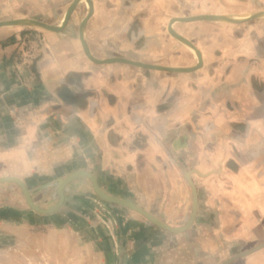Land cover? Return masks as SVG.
<instances>
[{"label": "crops", "instance_id": "obj_1", "mask_svg": "<svg viewBox=\"0 0 264 264\" xmlns=\"http://www.w3.org/2000/svg\"><path fill=\"white\" fill-rule=\"evenodd\" d=\"M92 1L93 11L82 4L59 31L0 27V177H18L44 206L53 194L40 200L39 189L88 172L107 194L180 231L95 196L84 175L65 185L62 204L50 214L6 202L0 220L39 215L52 228L75 221L87 227L99 199L116 213L131 253L126 264H264V2L243 0L220 12L221 0ZM10 4L0 0V20L26 16L7 17ZM62 5L53 22L34 18L59 27L70 4ZM246 11L248 18L230 25H171L178 17ZM86 13L92 56L130 62L97 63L86 55ZM170 29L199 50L200 65ZM30 35L40 41L34 66L15 78L11 61L26 57L21 40Z\"/></svg>", "mask_w": 264, "mask_h": 264}, {"label": "rangeland", "instance_id": "obj_2", "mask_svg": "<svg viewBox=\"0 0 264 264\" xmlns=\"http://www.w3.org/2000/svg\"><path fill=\"white\" fill-rule=\"evenodd\" d=\"M21 1L11 0V4L6 6V10L8 11L7 17L25 14L26 16L21 18L36 20L34 17L39 16L53 22L55 21L56 14L61 15L59 12L57 13V9L60 8L58 5L61 3L66 7L68 4H71L73 0H23L22 3ZM221 1L219 2L220 5L217 7L220 9V12L230 9V11H233L243 4V0ZM257 1L259 3L264 2V0ZM246 2L251 3V0H246ZM15 3L18 5H14ZM253 3L251 4L254 5ZM82 4L84 5V3L76 4L70 17L78 14L79 10L84 8ZM191 4L194 5L195 2ZM1 8L2 7H0V19L3 15L2 9H4ZM20 9L23 10V12L20 13ZM218 23L229 24V22L222 21H218ZM26 26L42 29L44 31H51L40 27ZM34 39L35 36L30 35L28 40H21L24 42L26 57L17 54L16 52L18 51L14 53L17 57L20 55L19 58H15L14 55L11 61V74H13L14 77L16 76L15 78H17V72L20 71L21 68L25 67V69L27 68L30 70L34 66L35 42L40 43L39 40ZM38 48H40V46ZM21 52L23 51L21 50ZM23 81L26 80L24 79ZM16 83L18 82L16 81L14 84ZM5 182H10V184L6 185L7 187L5 186L6 189H4L3 186V184H6ZM58 186L56 189L49 188L47 190V188H43L36 192L40 200L46 199V197H50L53 194V203L45 204L44 206L33 198L35 192H31L28 188L27 189L37 206L48 209L58 203ZM9 190H11V192H9V196L11 197L7 195V191ZM93 192L94 195L97 196L95 191ZM50 193L52 194L50 195ZM15 200L17 201L16 203H14ZM6 202L15 207H17L16 205L21 206L34 214L45 215V213L37 212L29 206L22 188L19 184L12 181L0 182V211ZM94 213L96 214V219L90 222V226L85 227L82 222L75 221L72 226H66L61 229L52 228L51 225L47 224L46 219H41L42 217H38L39 215H35V219H32L33 221L31 222L29 220H19L15 223H9L1 219L0 264H126L127 260L130 259L131 253L129 249L127 250L126 242L119 232L120 226L116 213L106 206L105 201L99 199L94 206ZM17 215L18 213L15 214V216ZM1 217H3V214L0 212V218ZM104 248L107 250L106 252H104Z\"/></svg>", "mask_w": 264, "mask_h": 264}, {"label": "water", "instance_id": "obj_3", "mask_svg": "<svg viewBox=\"0 0 264 264\" xmlns=\"http://www.w3.org/2000/svg\"><path fill=\"white\" fill-rule=\"evenodd\" d=\"M89 1H90V4H91L90 11H92V0H89ZM78 2H79L78 0H73V2L70 4V6H69V8L67 10V18H66L65 22L70 17V15H71L74 7L76 6V4H78ZM87 15L88 14H86V16ZM85 17L83 18L82 24H81V27H80V40L83 43L84 51H85L86 55L91 60H93L94 62H97V63H106V62H111V61H114V60L130 62L129 60H125L123 58H114V59H103V60H99V59L95 58L94 56H92V54L90 53V51L88 49L87 43L85 41L84 33H83V26H84L85 22L87 21V19L89 18V17L88 18H85ZM179 19L181 21H190V20H199V19H202V20H216V21L229 22V23L237 22V20L235 18H232V15H226V14H224V15H205V14H202V15L181 17ZM14 22H15V24L9 25V24L14 23ZM65 22L61 23V25L58 27V26L50 25L48 23L39 21V20L21 18V19H10V20L0 21V26H5L7 24L9 26L30 25V26L44 28V29L51 30V31H59L64 26ZM171 33L173 34V36L176 39L181 40L182 42H185V43H189L190 45H192L196 49L197 54H198V58H199V65H200L201 55H200L199 50L188 39H186L182 35L176 33L174 30H171ZM134 63L139 64L138 62H134ZM140 64L143 65L142 63H140ZM150 66L155 67V68L170 69V70H185V69H188V68H172V67H165V66H158V65H150ZM82 175L87 176V177H89L92 180L93 187H94V191H95V193L101 199L106 200L108 202H113V203H116V204H120L122 206H126L128 208H131L133 210H136V211L140 212L142 215H144L146 218H148L155 225H157L159 227H162L164 229H167V230H169L171 232H178V231H180L179 228L171 227L170 225L165 224L164 222L158 220L152 214H150L146 210L142 209L141 207H139L137 205H134V204L130 203L129 201H126V200L121 199L119 197H116V196H112V195L107 194L106 192H104L99 187V185H98L96 179L94 178V176L92 174L88 173V172L77 171V172H74V173L70 174L67 178H65L59 184V186H58V192H57L58 193V196H59L58 203L55 206H53L52 208H48V209H43V208H40L39 206L36 205V203L32 200V198H31V196L29 194V191H28L26 185L18 177H15V176L1 177L0 178V182H3V181H12V182H15V183L19 184V186L23 190V193L25 195L26 201L29 204V206L33 210H35L37 212L48 214V213H51V212L55 211L62 204L63 199H64V187H65V185L67 183H69L70 181H72L73 179H75L76 177L82 176Z\"/></svg>", "mask_w": 264, "mask_h": 264}, {"label": "bare ground", "instance_id": "obj_4", "mask_svg": "<svg viewBox=\"0 0 264 264\" xmlns=\"http://www.w3.org/2000/svg\"><path fill=\"white\" fill-rule=\"evenodd\" d=\"M82 3H86V6L89 8V10H90V8H91V4H90V1L89 0H80ZM93 2V1H92ZM93 11V10H92ZM264 14V13H263ZM261 15V14H260ZM250 16V14L246 11V12H243L242 14H238V15H236V17H235V19L236 20H241V19H245V18H248ZM67 17V13L65 12L64 14H62V16L60 17V22H64L65 21V18ZM87 17V16H86ZM85 17V18H86ZM179 18H181V17H178V18H174V19H172L171 20V25L175 22V21H177V20H180ZM171 30H173V29H170V33H171ZM172 34V33H171ZM173 35V34H172ZM184 44V46H186L193 54H194V56H196L197 58H198V54H197V51H196V49L192 46V45H190L189 43H183Z\"/></svg>", "mask_w": 264, "mask_h": 264}]
</instances>
